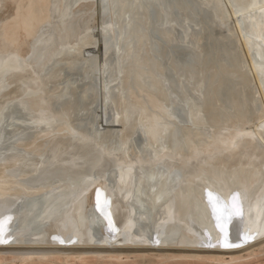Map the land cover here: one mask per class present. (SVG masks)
Returning a JSON list of instances; mask_svg holds the SVG:
<instances>
[{
  "label": "bare ground",
  "instance_id": "obj_1",
  "mask_svg": "<svg viewBox=\"0 0 264 264\" xmlns=\"http://www.w3.org/2000/svg\"><path fill=\"white\" fill-rule=\"evenodd\" d=\"M105 2L76 0L56 37L59 0H0V54L29 58L0 66V264H264V0ZM209 193L230 201L214 219Z\"/></svg>",
  "mask_w": 264,
  "mask_h": 264
},
{
  "label": "water",
  "instance_id": "obj_2",
  "mask_svg": "<svg viewBox=\"0 0 264 264\" xmlns=\"http://www.w3.org/2000/svg\"><path fill=\"white\" fill-rule=\"evenodd\" d=\"M76 0H59L60 2V7L58 9H56L54 11V24L52 26V29L54 31L55 36L57 37V35L62 31V24L63 22L70 18L72 16L70 8L72 7V5L74 4ZM106 0H101V3L103 5H106ZM105 11H107V8L105 9ZM181 39H183V34L181 33ZM111 49L115 50V47L113 44H111ZM48 57V55L46 53H44L42 55V59H46ZM29 58H25V61L22 59H19L13 55L11 56H2L0 54V66L2 67V70L4 74L8 73V72H12L15 71V69H12V64L13 65H19L21 66V68L24 66V62H27ZM187 61H191V58H187ZM38 70V74L41 75V71ZM96 82L98 83V79L95 77ZM177 107L174 108V113L177 114L178 116L182 117L186 122H188V115H187V111L186 106H185V101L183 99L181 100H177ZM2 113H4V119L6 121H8V114L7 111H3ZM14 115H21L23 117H27L29 115V107L27 105V103L25 101H23L22 105L20 107H18V112L14 113ZM1 116V114H0ZM1 118V117H0ZM55 121H59V119H52L51 123H54ZM14 122V121H12ZM6 129H10V127H6ZM13 137H10L8 141H12ZM100 147L95 145V143L93 142V140L86 138L85 141V146H81L75 149H67L68 153H70V155H67L68 158L73 159L76 163H78L77 166H73V169L75 170H82V169H86L89 166V162L87 160V157H89L91 154H94L96 151H99ZM47 154H51V151H47ZM45 165L43 166V169L39 176L38 179L41 180L42 182L48 181L50 178H55L56 174L58 175L57 171L55 170H51L53 168V162L54 160L49 158L45 161ZM112 168L114 170H116V167L113 165ZM167 169V165L161 161V160H153L150 163L141 165L140 169H136V170H142L144 172V174L147 176L149 171H155V170H163L166 171ZM170 173L174 174V173H178V171L174 168H170ZM158 199H161V197H164L165 193V189L163 186H161L160 191L158 192ZM63 200V196H58L55 198H51L48 199L47 201V206L45 207V212L47 213H51L54 212L57 208H60L61 202ZM156 201V200H155ZM215 201L219 202V208L216 209L212 206L211 209V218L214 219L216 218L220 212L219 210L221 208L226 207L227 203L230 201H228L227 203L225 201H222L221 199H215ZM134 206L135 209L139 210V211H144L145 209L141 206V204H139L137 201H134ZM42 203H38V201L36 200V198L30 197V198H25L24 202H23V207L26 208V211L20 216V220L21 222H23L24 226H30V228L32 230H39L42 225L45 224V222H40L38 221L37 216L35 215V213H41V210L43 208V206L41 205ZM168 206L171 207V201L167 202ZM216 205V204H215ZM195 210V214L197 216V220L198 219H204L203 217V209L199 206V205H195L194 209ZM145 214L147 215V219H148V215H149V210L144 211ZM88 213V212H86ZM188 218V217H187ZM220 218V216L218 217ZM92 228H95L96 225L93 224L91 225ZM221 225H218V229H222L220 227Z\"/></svg>",
  "mask_w": 264,
  "mask_h": 264
},
{
  "label": "snow or ice",
  "instance_id": "obj_3",
  "mask_svg": "<svg viewBox=\"0 0 264 264\" xmlns=\"http://www.w3.org/2000/svg\"><path fill=\"white\" fill-rule=\"evenodd\" d=\"M100 195H101L100 191L97 190V205H98V207L100 206V202H99ZM209 199H210V201H214L215 198H214L212 193H209ZM223 246L224 247H233L234 245L224 244Z\"/></svg>",
  "mask_w": 264,
  "mask_h": 264
}]
</instances>
